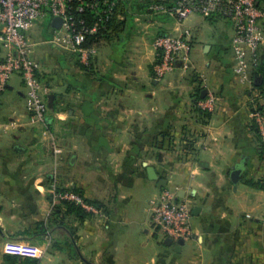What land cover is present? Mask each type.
Here are the masks:
<instances>
[{
  "label": "crops",
  "instance_id": "0c3cea01",
  "mask_svg": "<svg viewBox=\"0 0 264 264\" xmlns=\"http://www.w3.org/2000/svg\"><path fill=\"white\" fill-rule=\"evenodd\" d=\"M198 16L144 20L156 30L101 43L86 69L53 45L34 52L47 105L53 95L49 139L29 123L21 78L10 77L0 92V264H13L10 242L43 249L38 264H87L80 256L92 264H264V140L250 128L254 100L264 109V97L233 74L232 35L203 37ZM175 32L188 38L190 66L156 79L152 41ZM209 93L212 111L198 105ZM52 184L100 204L82 220L68 217L77 254L59 230L19 234L50 214ZM162 188L191 201V235L179 251L151 226L149 202Z\"/></svg>",
  "mask_w": 264,
  "mask_h": 264
},
{
  "label": "built area",
  "instance_id": "2783aa9c",
  "mask_svg": "<svg viewBox=\"0 0 264 264\" xmlns=\"http://www.w3.org/2000/svg\"><path fill=\"white\" fill-rule=\"evenodd\" d=\"M99 0H87L91 7ZM83 6H79V10ZM68 0H0V92L4 91L10 77L19 75L25 88V103L29 114V123L43 127L48 112L45 94L48 88L40 79V63L34 58V45L30 31L35 21L60 17L59 27L51 25L50 35L41 42L56 46L62 50L78 54L79 60L88 66L96 54L95 48H86L82 44L86 29H77L69 11ZM154 12L165 13L182 22L190 15H216L227 18L232 26L230 47L233 60V74L240 84L251 86V71L261 58L264 44V0H176L167 7L162 4L150 6ZM92 28L89 32H92ZM156 54L153 74L156 79L163 78L177 67L186 71L190 66V45L184 35L159 34L152 41ZM215 96L209 93L198 102L203 110L212 111ZM259 134L264 139V111L253 113ZM51 206L57 201H71L85 210L99 213V209L88 204L71 190L59 191L55 184L50 188ZM191 201L179 197L176 191L162 188L149 202L150 222L153 230L162 234V239L172 242L185 240L191 235ZM6 250L21 257L39 259L43 249L29 242H10Z\"/></svg>",
  "mask_w": 264,
  "mask_h": 264
},
{
  "label": "trees",
  "instance_id": "16d2710c",
  "mask_svg": "<svg viewBox=\"0 0 264 264\" xmlns=\"http://www.w3.org/2000/svg\"><path fill=\"white\" fill-rule=\"evenodd\" d=\"M176 0H99L96 6L91 7L87 4V0H68L70 6V13L74 18V23L77 29H86L85 39L82 44L86 48H96L103 42H110L115 37L120 36L127 29L130 28L133 19L139 16H147L150 14H156L157 16L149 17L155 18L165 13H157L150 9L152 5L162 4L167 7H171L175 4ZM79 6H83L79 10ZM216 15L206 16L207 19L213 21ZM140 18V17H139ZM147 20V18H141ZM51 24H42L41 37L46 40L50 35ZM92 28L94 30L89 32ZM76 54V53H75ZM78 56V54H76ZM93 61V60H92ZM90 62L89 65H92ZM84 64L82 68L86 69L89 67ZM255 76H260V82L255 79ZM40 79V78H39ZM251 86L257 91L259 96L264 97V44L261 47V58L258 64L251 71ZM254 111H264L263 106L255 101ZM250 128L255 133L258 141L262 142L264 139L259 134L256 126L254 116L250 124ZM264 187V182L263 185ZM57 190H71L78 193L85 202L99 209L100 204L97 201L86 199L78 189H66L63 187H57ZM48 199L51 203L50 195ZM69 215L74 216L78 220H82L84 217L92 215L90 211H86L82 206L71 201H57L51 206L50 214L46 220H34L30 225L26 226L20 231V235L26 236L28 239L37 236H47L54 230L64 232L68 237L69 245L74 254H77L73 243L71 241V227L69 226ZM70 238V239H69ZM57 245V243H55ZM12 257L9 256V259ZM13 264H38L39 259L32 257H21L16 255L13 257Z\"/></svg>",
  "mask_w": 264,
  "mask_h": 264
},
{
  "label": "rangeland",
  "instance_id": "374dc122",
  "mask_svg": "<svg viewBox=\"0 0 264 264\" xmlns=\"http://www.w3.org/2000/svg\"><path fill=\"white\" fill-rule=\"evenodd\" d=\"M154 16H157L156 14H150V15H147V16H139V17H135L134 19H133V21H132V24L130 25V28L129 29H127V31H129V33L130 34H136V35H139V34H141V33H144L143 31L144 30H150V31H153L154 30V28H155V30H156V26L155 27H152V28H147V27H151V26H146V24H145V21L143 20V19H141V18H147V19H149V17H154ZM201 16V15H200ZM200 16H198L197 17V20H199V21H201V25H200V29H201V32H202V35H203V37H205V38H210L212 35H218V36H220V34H221V30L222 29H224L227 33H228V36L229 35H232L231 34V30H232V33H233V29H232V26L230 25V26H228V23H230V21L227 19V18H225V17H222V16H217L216 18H215V20L216 21H211V20H209V19H207V18H203V17H200ZM205 17V16H204ZM170 18H172V17H170ZM173 20H175L174 18H172ZM171 19V20H172ZM172 20V21H173ZM176 21V20H175ZM177 22V21H176ZM48 23V19H44V20H37V21H35V25L32 27V29H31V31H30V34H31V40H32V42H35L36 44L34 45V47H33V49H34V52H35V54H38V57H39V55H40V52H42V51H40L39 52V48H43L42 50L44 51H46V50H48V47H47V43H43V42H41L42 40H44L42 37H41V34H40V32H41V29H42V24H47ZM231 24V23H230ZM145 27V28H144ZM230 27H231V29H230ZM138 29H140V31H138ZM148 33V32H147ZM168 34H170V33H168ZM188 34V33H187ZM172 35H174V34H172ZM175 35H177V33L175 32ZM203 40V39H202ZM39 53H38V52ZM231 63H232V66L231 67H233V60H231ZM232 71H233V68H232ZM51 72H54V69H51ZM172 73V72H171ZM171 73H168V74H166L163 78H161V79H165L166 77H168L169 76V74H171ZM15 86H19L20 88H21V90H25V88H22L19 84H18V82H17V85H15ZM24 87V86H23ZM252 88V87H251ZM258 103V102H257ZM49 131H48V133L46 134V135H48V139H49ZM44 137L45 135L44 134H42V132H40V137ZM45 138V137H44ZM45 164V163H44ZM44 166H46V168H44V171H50V169L51 168H48V165H44ZM48 184V183H47ZM47 190L48 191H50V187H49V189H48V187H47ZM191 219H192V217H191ZM191 226H192V223H191ZM157 233V232H156ZM157 236H158V238H159V240H162V234H160V233H157L156 234Z\"/></svg>",
  "mask_w": 264,
  "mask_h": 264
},
{
  "label": "water",
  "instance_id": "95a60500",
  "mask_svg": "<svg viewBox=\"0 0 264 264\" xmlns=\"http://www.w3.org/2000/svg\"><path fill=\"white\" fill-rule=\"evenodd\" d=\"M60 22H61V19L60 17H54L51 21H50V24L52 26H55V27H59L60 25ZM255 79L258 80L257 82H260L261 78L260 76H255ZM205 91H202L201 93V96L203 95ZM52 97L53 95L52 94H48L47 95V99H48V105L51 106V100H52ZM148 172H149V176H150V179H155L158 181V187H162L164 186L165 182L164 180L162 179H157V176H156V173L154 171V169L152 167H148ZM239 173H240V168H236L234 169L232 172H231V180L236 183L239 179ZM164 242L168 245H171L173 244L171 239L169 238H165L164 239ZM183 244V240H178L177 242H175L173 245H174V250L175 251H179L180 250V247L181 245ZM87 264H92L90 261H87L86 259H84L82 256H80Z\"/></svg>",
  "mask_w": 264,
  "mask_h": 264
}]
</instances>
